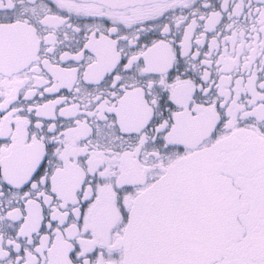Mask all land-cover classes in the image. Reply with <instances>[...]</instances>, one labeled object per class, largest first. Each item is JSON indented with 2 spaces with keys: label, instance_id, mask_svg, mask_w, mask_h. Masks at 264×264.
<instances>
[{
  "label": "snow or ice",
  "instance_id": "1",
  "mask_svg": "<svg viewBox=\"0 0 264 264\" xmlns=\"http://www.w3.org/2000/svg\"><path fill=\"white\" fill-rule=\"evenodd\" d=\"M0 264H264V0H0Z\"/></svg>",
  "mask_w": 264,
  "mask_h": 264
}]
</instances>
